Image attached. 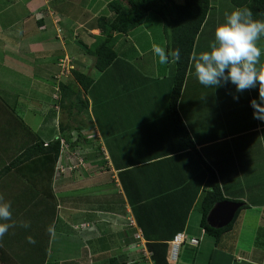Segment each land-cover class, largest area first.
Returning <instances> with one entry per match:
<instances>
[{
	"label": "crops",
	"instance_id": "0c3cea01",
	"mask_svg": "<svg viewBox=\"0 0 264 264\" xmlns=\"http://www.w3.org/2000/svg\"><path fill=\"white\" fill-rule=\"evenodd\" d=\"M2 1L3 10L17 4L14 3L15 0ZM42 1L44 6L39 9L31 7L32 11L26 15L22 23L23 35L26 38L25 40L21 38V41L34 44L25 49V55L20 53L17 46L19 39L16 36L20 31L9 34L7 28L3 25L0 27V53L10 60L17 61L10 62L8 64L10 67L21 69L23 65L30 66L31 63L28 66L20 62V57L22 59L34 56L37 58L36 55L40 54V57L44 58V54H49L52 60V63H47L46 72H42L40 79L35 81L34 85L36 82L38 84L34 94L26 93L24 97L17 95L15 100L11 99L13 92L9 91L7 95L3 94V97L0 95V168L5 162V157L13 153L12 146L16 143L11 137L12 125L24 137L27 135L31 137L28 130L20 125L18 118L31 129V132L45 141L61 137L60 134L66 130H69L74 140L79 133L84 137H94L96 141L92 145V150L86 152L84 159L79 157L81 159L78 162L75 158L76 162L73 166L68 167L67 182L64 181L63 175L58 174L57 171L54 172L51 185L57 200L56 205L54 204L55 210L52 209V200L48 198V195L35 189L29 180L16 175L13 169L7 174H0V194L4 195L5 200L11 201V204L20 202L23 205L20 206V210L12 208L13 220L20 222L28 220L27 222L30 223V227L26 229L10 228L0 240V264H112L110 261L113 258L126 264H155L149 248V244L153 242L167 244L165 251L167 264H264V208L261 207L262 205L258 206L261 204L259 203L261 199L257 198L259 193L262 194L261 190L253 193L255 199L251 202L247 199L250 196L242 183L235 184L241 186V190L226 188L223 183L225 176L221 175L220 170L227 167L221 164L227 163L222 161L223 158H218L213 164L207 156L208 149L217 145L227 149L231 164L233 161L238 162L236 158L239 155L254 153L260 146L264 150V121L261 120L255 119L252 125L246 123L237 126L245 128H237L235 131L221 128L215 135V88L205 87L199 83L193 60L198 52L196 45L198 36L202 28L206 26L208 15L196 36L177 108L198 155L215 170L222 194L227 198L225 200L240 203L247 201L254 204L249 206L246 203L247 206L241 209L235 220V222L239 221L236 229L233 230L232 226L230 230L224 232L217 244L214 237L206 234L200 226L201 211L193 213V206L197 203L200 209L202 193L205 191V168L198 161L193 149L185 145L178 137L169 113L168 102L175 66L167 69L168 63L161 65L159 58L152 51L154 44L164 47L167 51L163 18L154 12H148L146 26L143 25L144 19L141 24L127 33L118 35L113 46L116 58L109 67L99 71L93 67L94 58L90 54V49L102 38L96 26V18L112 16L107 4L113 0H100L94 3L91 0L89 7L92 8V14H83L80 19L67 14L66 6L63 8L54 2L50 3L49 0ZM60 17L61 22L58 20ZM149 26L155 27V30L146 35V38L143 33L149 31ZM56 29L62 32V38L58 36ZM52 34L62 46V48L59 46L54 53L52 52L53 41L48 37ZM27 37L30 38L27 40ZM259 43L262 49L261 62L264 63V37ZM65 46H68L69 52H66ZM61 51L64 52L63 55ZM68 56L75 68L73 66L70 73L64 75L61 80L74 91L80 90V96L85 102L84 107L79 105L72 109L71 114L75 119L70 118L69 113L67 114L66 123L69 127L62 129L61 111L58 107L60 94L54 96L58 93L54 87L60 84L57 79L61 69L59 61ZM37 65L39 64L35 62L32 67L36 68ZM3 67L5 68L4 64ZM54 67L57 68V72L52 75L55 82L49 93L47 87L50 75L48 73ZM73 71H80L92 77L93 81L86 91L77 84ZM94 71L97 72L96 76H92L95 74ZM34 85L30 84V86ZM232 87V93H229L225 105L233 109L232 111L227 109L229 118L237 113L242 114V111L238 112V108H245V106L252 108L251 99L258 97L257 86L253 88L255 92L250 89L243 92V97L234 99L236 89L233 85ZM71 96L74 97V95ZM60 98H62L61 95ZM9 108L13 111H9ZM118 137L124 140L126 149L122 145L109 152L105 141ZM239 137L243 139H238ZM234 138L236 140L232 142ZM226 146H230L231 149ZM247 148L252 149L251 153L246 152ZM62 161L58 163V167L63 163ZM256 170L262 184L264 170L259 171L258 168ZM149 174L153 175L150 183L148 182ZM198 174H200L196 178L199 185L198 191L193 193L194 199L189 206H181L180 215L175 216L174 210L173 217L166 216L167 219L172 218V222L168 225L165 223L162 226L149 223L146 225L145 222L148 219L164 218V215H154L160 212L159 209L162 208L163 203L164 210H172L168 204H182L183 199L179 198L177 193L187 190L190 178ZM166 175H169L167 178L170 179V183L166 181L164 177ZM65 184L69 187V193L83 195L85 201L82 205L73 203L72 196L66 204L63 199L62 202L60 201V192L64 190ZM81 184L84 189L77 190L76 185ZM91 184L99 185L96 193L105 196L101 202L92 203V198L88 200L90 195H96L93 190H87ZM199 193H201L200 196ZM29 202H41V211L31 213ZM63 203L64 206H62ZM61 208L66 209V215L61 214L62 217H60ZM195 221L198 222L199 231L191 230L194 228ZM174 223L175 229L170 231L171 224ZM49 226H54L55 237L50 236L47 231ZM145 226L149 227L148 234L153 237L149 238L144 234ZM64 230L68 231L69 239L73 238L79 242L77 247L82 254L57 257V253L50 251L51 247L61 240H65L64 242L70 246L74 245L75 248L77 243L61 237L64 236ZM173 232L174 235L182 232L186 237L174 261L169 256V241L173 238H171ZM28 233L32 234L35 244H30L28 239H23V234ZM137 234L140 237H136ZM190 238L199 240L197 246H191ZM45 251L46 254H44Z\"/></svg>",
	"mask_w": 264,
	"mask_h": 264
},
{
	"label": "trees",
	"instance_id": "16d2710c",
	"mask_svg": "<svg viewBox=\"0 0 264 264\" xmlns=\"http://www.w3.org/2000/svg\"><path fill=\"white\" fill-rule=\"evenodd\" d=\"M230 3L233 4L235 8L247 7L251 9L255 19L264 20V0H230ZM107 5L109 10L112 12V16L110 18L107 16H99L96 18V26L101 32L102 38H100V40H98V42L93 45V48L90 49V54L94 58L93 67L95 69L103 71L111 65L113 60L116 58V52L113 46L117 36L125 34L130 29L141 24L148 12H154L164 19V30L167 39V52H171L177 48L180 50L181 58L179 61L175 62V70L169 95L168 108L178 137L183 143H185V145L193 149L198 161H200L205 168V191L202 193L203 197L200 203V226L204 229L206 234L214 237L215 243L217 244L222 234L232 228L239 212L241 209L246 207L247 204L241 201V206L235 213L233 220L226 226L216 228L208 224L207 216L211 208L217 202L227 198H225L222 194L215 170L198 155L197 150L194 148L192 138L177 108L178 100L181 95L191 60V54L195 44L196 36L199 33L212 7L211 0H184L183 3L176 5V8L174 9L175 15H172L169 24L170 35L167 34L168 20L166 19V9L164 8L168 6L163 3L162 0H113ZM73 76L77 84L80 85L84 91L89 88L93 81L92 77L80 71H73ZM59 87L60 88L58 90L55 89V91L61 95L63 101L67 102L64 105V108L67 109V114H71L72 109L75 106L78 107L80 105L81 107V105H83L84 107L85 100L83 101L81 98L80 90L74 91L64 82H60ZM71 95H74V97ZM18 121L24 129L26 128L28 130L29 134H31V137L30 135L24 137V135L17 132L14 128L15 126L12 125V131H10L11 137L16 143H14L12 146L13 153L11 155L8 154L5 157V162L0 168V174H7L13 169L16 175L22 176L25 180H29L31 183H33L35 189L37 188L46 196L48 195V198L52 200V209L55 210L57 200L51 184L54 172L57 171L58 163H60L62 160L68 161L69 157L67 156H69L71 153L76 154L77 151L83 152L82 147L85 145V143H89L91 138L80 135L78 141L73 140L72 142L68 143L67 138L65 140L63 139L64 142H62V138L58 136L45 141L31 132V129L26 126L19 118ZM68 133L69 130H66V135H64L68 137ZM67 143L71 147L69 150L70 152L68 151L69 148ZM63 145L67 146V152L62 150ZM85 155L86 153L83 154V159L85 158ZM63 202L66 204V201ZM33 204L35 205L34 202ZM11 205L12 208L14 207L13 210H20V206H23L20 202L12 203ZM163 206L164 203L162 204V207ZM36 208L37 205L34 207V209ZM161 209L162 208L160 207L159 210ZM161 211H167V214L164 215V218L155 221L148 219L149 222L147 220V222H145L146 225L147 223L158 224L159 226H162L164 223L168 225V223L172 221V218L167 219L166 216L173 217L174 209ZM169 211L172 213H168ZM143 232L147 237H153L151 234H148L149 227L145 226ZM173 235L174 232L171 235V238ZM197 244L191 246H197ZM166 247L167 244L162 242H153L149 244V248L152 252V259L155 264H167V256H165ZM117 260V258H113L110 262L112 264H126L125 262H121L119 260L118 263Z\"/></svg>",
	"mask_w": 264,
	"mask_h": 264
},
{
	"label": "rangeland",
	"instance_id": "374dc122",
	"mask_svg": "<svg viewBox=\"0 0 264 264\" xmlns=\"http://www.w3.org/2000/svg\"><path fill=\"white\" fill-rule=\"evenodd\" d=\"M41 1L15 0L14 3H17V4H13L10 9L3 10L1 7L3 1L0 0V27L3 25V27L7 28V31H9V34L13 33V31L15 33H18L20 31V33L16 36L17 39H19L17 41V46L20 49V53L21 52L24 53L23 55L26 54V52H24L25 49H28L30 47V45L34 46V44H32L30 42H26V41H24V42L21 41V38L23 40H25V38H26L23 35V29L24 28L22 26V23H23V20L25 19L26 15L30 11H32L31 7H36L39 9L41 6H44V4L41 3ZM49 1H50V3L54 2L55 4L60 5L63 8H64V6H66L68 10L66 9L65 12L67 14H70L73 17H75V16L78 17V19H80L81 15L83 16V14L84 15L92 14V8L89 7L90 6L89 2L91 0H56V1L55 0H49ZM95 1L98 2L100 0H93V3ZM162 1H163V3H165L168 6V7H164V8L166 9V16H167L166 19L168 20L167 21L168 22L167 23V26H168L167 27L168 28L167 34L170 35V29H169L170 25L169 24H170V19H171L172 15L174 16V14H175L174 9L176 8V5L183 3L184 0H162ZM33 2H35V3L32 6ZM211 5H212V8L209 11L208 19H207L208 21L206 23V26L202 28V31L198 36V40H197V44H196L198 52L196 55H199L203 51L209 50L210 44L214 40V31H215L216 26L219 23L224 21L226 13H230L233 9H235L233 4L230 3V0H211ZM6 7H8V6H6ZM84 7H85V9H83ZM82 9H83V13H81ZM61 19L62 18L60 17V19H58V20L61 22ZM147 19H148V16H146V18L143 22L144 26H146L145 23L147 22ZM152 26H154V25H152ZM152 26H149L150 27L149 31L143 33L144 36H146V35L148 36V34L150 32H153L155 30V27L153 28ZM57 31L59 33L58 36L60 38H62L63 37L62 32H60V30L56 29V32ZM164 35H165V30H164ZM147 36H146V38H147ZM48 37L53 41L52 42L53 47H54V50L52 51L53 53L58 50L59 46H60V48H62L59 40L57 38H55L54 34L49 35ZM29 38L30 37H27V40ZM31 38H32V40H35L34 37H31ZM161 43L163 44V42H161ZM13 45L17 49V47L14 43H12V46ZM19 49H18V51H19ZM65 50H66V52H69L68 46H65ZM5 53H7V52H5ZM63 53L64 52L61 51V55H63ZM34 55H36V54H34ZM36 56H37V58L34 56L32 58H29V59L28 58L22 59L20 57V59H19L20 62L28 64V66H29V63H31V64L29 67H25V65H23V67H20L21 69H19V68L16 69V67H10L8 64L10 62L14 63L17 61L10 60V58L3 56V53H0V62H2V63H0V95L2 97L4 96L3 94L7 95V93H9V91H10V92H13L11 99L15 100V97L17 95L18 96L21 95L22 97H24L26 93L34 94L37 91L36 85L38 83L36 82V85H34L35 81L40 79L42 72L43 73L46 72L47 63H49V62L52 63V60H51V56L49 54H44L43 55L44 58H41L40 54H38ZM65 56H67V55H65ZM67 59L69 61V65L71 66V68H73L74 65L71 63V58L68 56ZM35 62H36V64H39V65H37L36 68H33L32 65H34ZM3 64H4L5 68L3 67ZM20 65H21V63L19 64V66ZM174 66H175V63H168L167 69L174 68ZM51 68H52V66H51ZM74 68H75V66H74ZM164 69H166V68H164ZM49 71H50V68H49ZM55 72H57L56 67H54V69H52L51 72L48 73V75H50V76H48L49 77L48 78L49 79V81H48L49 86L47 87L49 93H51V91H52L51 87L54 86L55 79H53L52 75ZM94 73L95 74H93L92 76L97 75L96 71H94ZM167 76H169V74ZM63 77L64 76L61 75L58 80H60V82H62L61 79H63ZM133 78H135V77L133 76ZM133 81H134V79H133ZM31 82L33 83L34 86H30V84H32ZM66 82H68V81H66ZM232 85L233 84H231L229 82L228 84H226L224 86H220V87L215 88V135L218 133V131L221 128H224V129L226 128L227 131L228 130L235 131V130H237V128H239L237 126H241L242 124L245 125L246 123H248V125L249 124L252 125L255 122V119L253 118V115H252L253 109L247 108L246 106H245V108H238V112L242 111V114L237 113L232 118H229L230 116H228L227 113L229 111H232L233 109L227 108V106H225V105L227 103L229 93H232L231 92V90H233ZM233 86L235 87V85H233ZM226 91H227V93H226ZM253 91L255 92V89H253ZM58 94L59 93H57V94L55 93L54 96H56ZM243 94L244 93H237L236 92V96H238V97H243ZM47 95H48V92H47ZM66 103L67 102L63 101V99L60 98V95H59L58 107H59V110L61 111L60 121H61V126L63 124L62 129L66 128V126H67V123H66L67 109L64 108V105ZM6 107H7V105L5 106V108ZM227 109H229V111H227ZM9 111L12 112L13 109L9 108ZM14 112H15V110H14ZM86 113H87V115H89L87 109H86ZM70 118L75 119V117L72 116V114H70ZM74 123H77V122H74ZM88 127H89V125H88ZM241 128H245V127H240L239 129H241ZM53 129L54 128H52V130ZM138 130H139V128H138ZM64 134H65V132L61 133L60 135H61V137H64V138H62L64 140L67 138L68 143H70V142H72V140H74L73 135H71L70 133H68V137H66L65 136L66 134L65 135ZM79 136H80V134L78 133L76 136L77 141L80 138ZM87 137H89L91 139L89 140L90 142L88 144H85L82 147L83 152L77 151L76 154H74V153L69 154V156H67V157H69L68 161L63 160L62 161L63 163H61L60 166L58 167L59 169H57L58 174L63 175L62 177L64 178L65 182H67V180H68L66 177L68 174V171H67L68 167L73 166V164L76 162L74 159L77 158L76 160H78V162H80L81 158H79V157H82L83 154H85L86 152H89V150H92V145L96 140L94 137H90V136H87ZM49 138H50V136H49ZM238 139H243V137H239ZM235 140H236V138H234L232 140V142H234ZM123 141L124 140H122V139H120V137H118V138H115L114 140H106L105 145L108 148L109 152H112L113 150L117 149V147H121L122 145L126 149V147L123 144ZM67 146L69 148L68 149V151H69L71 147L69 144ZM226 147L228 149H231L230 146H226ZM253 148H255V147H253ZM208 150H209L208 154H207L208 159H210L213 164L215 163V161L218 160V158H223L222 161L224 163H227V164H221V166H227V167H225L224 170H220L221 175L225 176V182H223V183H225L224 184L225 187L230 188V189L237 188V189L241 190L242 187L237 186L235 184H237V183L241 184L242 183L244 185V187H246V190L248 191L249 196H250L247 199L251 202L255 199L253 193H255L256 191L258 192V190H261L262 194L259 193L257 196V198L261 199L260 201L258 200L259 203H261V204H258V206L262 205L261 207L264 208V177L262 176V184H260L261 182L258 179L259 175H258V172L256 170V168H258L259 171L264 170V150H263V148L261 146L258 147V150L255 151L254 153L253 152L251 153V151H252L251 148H247L246 152H250L251 154L248 153V155H239L238 158H236L238 160V162L233 161L231 164H230L231 159L228 158V156H227L228 155L227 149H223L217 145H214V146H212L211 149H208ZM242 151H243V149H242ZM207 156H204V157H207ZM81 163H83V161H81ZM252 169H253V171L250 172V170H252ZM262 174L264 175V173H262ZM167 176H169V175H166L164 177L166 178V181H168L170 183V179H168ZM199 176H200V174L194 176L193 178H190L188 186H187L188 191L182 190V191L177 193L179 195V198L183 199L182 204H175V203L174 204H168V207L171 206V208L176 211L175 216L181 214V212H182L181 206L182 207L183 206H189V203H191L193 201V199H194L193 193L195 194L198 191V187H199V185H197V181H196L197 180L196 178H198ZM226 176H228V178H226ZM152 177H153V175L149 174L150 179H148V182L152 181ZM91 182H93V181H91ZM64 187H65L64 190H62L60 192L61 199H63L64 201L67 202L69 197L72 196L73 197V203H76L77 205H79V204L82 205L84 203L85 199L83 198L82 194H76V193L71 194L68 192L69 187L68 186L66 187V184L64 185ZM76 187H77V190H80L81 188L84 189V187H82V184L80 186L76 185ZM98 189H99L98 184H96L94 186L91 184V186H89L87 188V190H93V192L96 194V195H92V196L90 195V197H88V200H91V198H92V200H91L92 203H94V201L95 202H101L103 200V198H105V196H103L102 194L99 195L98 193H96L97 192L96 190H98ZM183 191H187V192L183 193ZM200 194L201 193H199V196H200ZM106 198H107V196H106ZM61 199H60V201L62 202ZM91 201H89V202H91ZM34 203H35V205L33 204V202H29L30 212L32 213L34 211L35 212L41 211L42 203L41 202H37V204H36V202H34ZM246 203L249 206L254 205L253 203H248L247 201H246ZM155 204H157V203H155ZM36 205H37V208L34 209V207ZM62 206H64V203L62 204ZM164 209H165V205L162 207L161 210H164ZM161 210H160V212H157L154 215L160 216V215L167 214V211H161ZM198 210H200V209H199V204L197 203L196 206H193V213L194 214L197 213ZM243 212H244V210H243ZM61 214L66 215V209L61 208L60 209V217H62ZM151 220L153 221L155 219H151ZM176 221H177V219H176ZM16 222L19 224L20 221L17 220ZM171 222L172 221H170V223ZM175 223L171 224L170 231L175 229V228H173ZM236 224L238 225L239 221L234 223L233 230L236 229ZM193 226H194V228L191 229L192 231H199V229L197 228L198 227L197 221L194 222ZM263 230H264V224H263ZM67 234H68V231L64 230V236H61V237H63L66 240H69L73 243L75 242V243H77V245L75 244V248H74L73 247L74 245H71V246L68 245L66 242H64L65 240L59 241L57 244H54L50 250V251L57 253V257H61L62 255L66 256L67 254L75 255V253L76 254H79V253L82 254V251L79 250L80 248L77 247L79 242H76V240L73 238L69 239V237H67ZM187 235H189V234L187 233ZM29 236L32 237V234L31 233H28L26 235L23 234V239L26 240L27 237H29ZM78 241H80V240L78 239ZM257 245H259V244H257ZM44 253H46V251ZM54 258H56V256Z\"/></svg>",
	"mask_w": 264,
	"mask_h": 264
},
{
	"label": "clouds",
	"instance_id": "9594fccd",
	"mask_svg": "<svg viewBox=\"0 0 264 264\" xmlns=\"http://www.w3.org/2000/svg\"><path fill=\"white\" fill-rule=\"evenodd\" d=\"M262 37L264 20L255 19L247 7H237L226 13L224 21L216 26L209 50L194 56L193 60L196 78L205 87L214 89L230 82L235 85L237 93H243L258 86V97L251 99L250 106L253 118L264 121V63L261 62L259 43ZM152 51L161 65L181 58L178 48L167 52L164 47L154 44ZM233 98L239 99L236 95ZM15 227L26 229L30 223L21 221L18 224L13 220L11 201L0 194V240L10 228ZM47 231L55 237L54 226H49ZM27 239L30 244L36 243L31 236Z\"/></svg>",
	"mask_w": 264,
	"mask_h": 264
},
{
	"label": "water",
	"instance_id": "95a60500",
	"mask_svg": "<svg viewBox=\"0 0 264 264\" xmlns=\"http://www.w3.org/2000/svg\"><path fill=\"white\" fill-rule=\"evenodd\" d=\"M240 202L231 200H221L217 202L209 211L207 222L210 226L221 228L229 224L239 207Z\"/></svg>",
	"mask_w": 264,
	"mask_h": 264
},
{
	"label": "built area",
	"instance_id": "2783aa9c",
	"mask_svg": "<svg viewBox=\"0 0 264 264\" xmlns=\"http://www.w3.org/2000/svg\"><path fill=\"white\" fill-rule=\"evenodd\" d=\"M67 62V63H66ZM59 66H60V72L59 75H57V79H59V77L62 75H67L70 73L71 70V66L69 65V61L67 59V57H63L62 59H60L59 61ZM59 81V80H58ZM58 85H56V90H58ZM62 142H64V140L62 139ZM67 146L63 145V151L66 152L67 151ZM136 237H140V235H136ZM186 241V237L184 235V233L179 232L176 233L173 238L169 241V252H170V258L171 259H175L178 255L179 252V248L181 247V245L184 244V242ZM189 243L192 245H196L198 243V240L196 238H190L189 239Z\"/></svg>",
	"mask_w": 264,
	"mask_h": 264
}]
</instances>
